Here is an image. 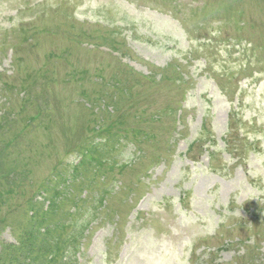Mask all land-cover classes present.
<instances>
[{
  "label": "rangeland",
  "instance_id": "rangeland-1",
  "mask_svg": "<svg viewBox=\"0 0 264 264\" xmlns=\"http://www.w3.org/2000/svg\"><path fill=\"white\" fill-rule=\"evenodd\" d=\"M12 246L264 264V0H0V264Z\"/></svg>",
  "mask_w": 264,
  "mask_h": 264
},
{
  "label": "trees",
  "instance_id": "trees-1",
  "mask_svg": "<svg viewBox=\"0 0 264 264\" xmlns=\"http://www.w3.org/2000/svg\"><path fill=\"white\" fill-rule=\"evenodd\" d=\"M39 250L38 251H33L31 255H33L34 257L38 258V254L40 252H44L45 253V256L47 257V254H46V251L43 249L41 250L40 248H37ZM60 251V250H59ZM61 253V251H60ZM59 252H51L50 256H51V259H48L49 262H52L54 260H56L60 254ZM55 255V256H53ZM23 258L24 261L22 263H20V259ZM28 259H29V263H28ZM13 262H16L19 264H32L34 262V258L31 257V256H28L27 253L25 252V254L22 256V255H19V247H15L13 250L11 249V253H10V256H9V264L13 263Z\"/></svg>",
  "mask_w": 264,
  "mask_h": 264
}]
</instances>
